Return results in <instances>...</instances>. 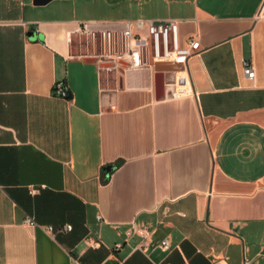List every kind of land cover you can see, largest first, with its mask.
<instances>
[{
  "label": "crops",
  "instance_id": "crops-1",
  "mask_svg": "<svg viewBox=\"0 0 264 264\" xmlns=\"http://www.w3.org/2000/svg\"><path fill=\"white\" fill-rule=\"evenodd\" d=\"M53 1L0 0V264H264V0H136L200 53L111 74Z\"/></svg>",
  "mask_w": 264,
  "mask_h": 264
},
{
  "label": "built area",
  "instance_id": "built-area-1",
  "mask_svg": "<svg viewBox=\"0 0 264 264\" xmlns=\"http://www.w3.org/2000/svg\"><path fill=\"white\" fill-rule=\"evenodd\" d=\"M264 11V9H263ZM263 15V13H262ZM73 35L85 37V51L74 58L91 60L106 73L150 70L155 63H176L185 66L188 59L200 53L198 40L190 38L184 47L180 45L178 24L172 20L165 21H118V22H85L72 33H68L67 42H72ZM243 74L249 81H254L255 72L251 64L243 63ZM53 95L61 99H68L69 94L62 83L53 87ZM37 193V189L30 190V194ZM28 226H35L32 218L25 221ZM47 232L53 234L51 227ZM69 226L63 231H70ZM137 236L141 240L138 249L147 247L149 231L135 229L127 233L128 238ZM121 245H117L119 249ZM161 248L169 251L166 240L161 242ZM72 264H78L73 261ZM244 264H249L245 261Z\"/></svg>",
  "mask_w": 264,
  "mask_h": 264
},
{
  "label": "rangeland",
  "instance_id": "rangeland-1",
  "mask_svg": "<svg viewBox=\"0 0 264 264\" xmlns=\"http://www.w3.org/2000/svg\"><path fill=\"white\" fill-rule=\"evenodd\" d=\"M63 1V2H62ZM52 3L71 6L77 17L82 22H114L117 20H138L143 19L140 14L144 10V3L136 0H54ZM143 8L140 10V8ZM264 4L261 9L263 13Z\"/></svg>",
  "mask_w": 264,
  "mask_h": 264
},
{
  "label": "water",
  "instance_id": "water-1",
  "mask_svg": "<svg viewBox=\"0 0 264 264\" xmlns=\"http://www.w3.org/2000/svg\"><path fill=\"white\" fill-rule=\"evenodd\" d=\"M51 1L52 0H33V5L34 6H44V5L48 4ZM263 15H264V11H263Z\"/></svg>",
  "mask_w": 264,
  "mask_h": 264
}]
</instances>
